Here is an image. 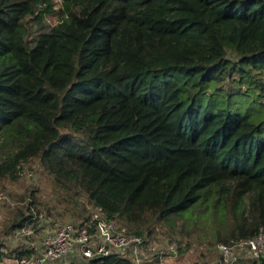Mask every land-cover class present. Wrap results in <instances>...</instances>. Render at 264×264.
Returning <instances> with one entry per match:
<instances>
[{
    "label": "trees",
    "instance_id": "trees-1",
    "mask_svg": "<svg viewBox=\"0 0 264 264\" xmlns=\"http://www.w3.org/2000/svg\"><path fill=\"white\" fill-rule=\"evenodd\" d=\"M57 1L0 0V188L37 162L51 209L184 255L264 232V0ZM35 196H7L0 262L42 227Z\"/></svg>",
    "mask_w": 264,
    "mask_h": 264
},
{
    "label": "built area",
    "instance_id": "built-area-1",
    "mask_svg": "<svg viewBox=\"0 0 264 264\" xmlns=\"http://www.w3.org/2000/svg\"><path fill=\"white\" fill-rule=\"evenodd\" d=\"M8 202L7 196L0 192V206ZM19 236L27 241L34 239L35 233L28 228L22 230ZM217 249L221 254L219 264H235L240 258L260 260L264 257V232L255 238L220 244ZM35 251L36 254L32 251L30 257L18 259L17 264H55L80 253L82 259L120 253L134 264H162L175 257L178 248L176 243L159 247L152 241L130 235L117 220L105 217L101 208L94 207L89 222H68L55 226L44 235L41 246Z\"/></svg>",
    "mask_w": 264,
    "mask_h": 264
},
{
    "label": "rangeland",
    "instance_id": "rangeland-1",
    "mask_svg": "<svg viewBox=\"0 0 264 264\" xmlns=\"http://www.w3.org/2000/svg\"><path fill=\"white\" fill-rule=\"evenodd\" d=\"M60 3V0L57 1ZM48 23L53 25L55 23V18L52 19L51 17L48 18ZM3 192L4 195L9 197H14V194L17 196H23V197H32V194L35 193V197L38 199V201L34 202L36 205V208L40 214H44L45 218L43 217L42 220L44 222L50 221V225H52L53 230L55 226L65 224L68 222H75L77 223L78 220L64 216L59 209L52 208L53 203V197L56 194V189L53 187V183L51 182V179L48 177L47 174H43L39 168L38 163H34L32 167L30 165L25 166L24 170L22 171L19 178L14 181L7 184L6 188H0V192ZM31 195V196H28ZM13 199V198H12ZM33 199V198H32ZM34 200V199H33ZM51 206V207H50ZM13 207L8 206L6 204H2L0 206V229L2 228L1 225L7 218L8 213L10 210H12ZM51 210V211H50ZM50 211V212H49ZM38 232L37 235H35L34 239H30V243H33L32 250L36 254L37 251H35L36 248H39L41 246V240L44 237L46 233L49 231H46L44 229H47L45 226L46 224H43ZM19 234L15 236V234L11 237H9L7 240L5 238L4 241L7 243L9 247L5 248L4 251L8 254L5 255L2 258V261L0 264H17V261L15 258L17 251L10 253L11 249L15 248L19 243ZM158 237L150 240L154 242L159 247H166L167 244L174 243V241H169L166 237H161L157 239ZM37 239V240H35ZM149 240V239H148ZM22 243V242H21ZM178 245V244H177ZM220 245L219 243H212L209 238V244L199 245L198 243H194L191 246V249L186 255L182 254L181 252H177V255L173 258H170L164 261L162 264H206L207 262L209 264H215L218 260V256H220V252L217 249V246ZM178 248V247H177ZM205 253L203 255L202 253ZM12 254V255H11ZM81 255V256H80ZM80 255H74L70 256L62 261H59L55 264H82L83 263V256L80 253ZM82 257V258H81Z\"/></svg>",
    "mask_w": 264,
    "mask_h": 264
},
{
    "label": "crops",
    "instance_id": "crops-1",
    "mask_svg": "<svg viewBox=\"0 0 264 264\" xmlns=\"http://www.w3.org/2000/svg\"><path fill=\"white\" fill-rule=\"evenodd\" d=\"M46 224L45 226L47 227V229H44V230H46V231H49L50 229H52V225H50L51 223H50V221H46V222H43V224ZM42 224V226L44 227V225ZM33 239V238H32ZM36 240V239H35ZM19 241L20 242H22L23 244H24V242H26V240H23L21 237L19 238ZM27 242H28V240H27ZM26 242V243H27ZM25 243V244H26ZM68 258V257H67Z\"/></svg>",
    "mask_w": 264,
    "mask_h": 264
}]
</instances>
